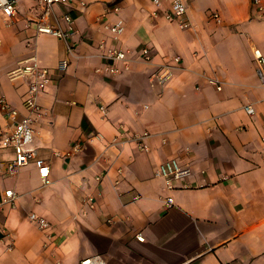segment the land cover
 I'll use <instances>...</instances> for the list:
<instances>
[{"label":"crops","instance_id":"1","mask_svg":"<svg viewBox=\"0 0 264 264\" xmlns=\"http://www.w3.org/2000/svg\"><path fill=\"white\" fill-rule=\"evenodd\" d=\"M85 1L49 17L55 25H65L64 12L74 17L68 39L38 31L37 0H17L13 15L0 9L1 91L20 116L31 75L9 72L32 56L51 71L34 139L51 182L33 161L4 172L14 150L0 143V264H80L92 254L108 264H264V82L254 57L264 53V11L253 0H184L182 26L165 16L172 0ZM120 17L116 36L105 23ZM102 44L134 52L130 68L98 71ZM144 45L151 60L139 57ZM167 61L174 74L162 84L152 72ZM11 123L0 108V126ZM135 133H148V150ZM175 156L192 174L168 190L156 168ZM6 188L17 195L1 203ZM32 211L50 227L32 222Z\"/></svg>","mask_w":264,"mask_h":264},{"label":"built area","instance_id":"2","mask_svg":"<svg viewBox=\"0 0 264 264\" xmlns=\"http://www.w3.org/2000/svg\"><path fill=\"white\" fill-rule=\"evenodd\" d=\"M159 3L160 0H154ZM82 5L86 4L85 0H37V14L35 18L32 19L35 22L38 31L49 32L60 38L68 39L77 31V24L74 17L69 12H64L62 18L65 21V25H55L49 21V17L53 14L55 7L58 5ZM253 4L257 11H264V0H253ZM120 5L118 3L113 4V9L118 10ZM0 9L7 15H13L17 12L18 3L17 0H0ZM165 16L169 20H176L182 26H188L190 24L188 16V6L184 0H172L170 6L165 11ZM211 19L216 21H221V13L217 9H211L209 12ZM106 27H109L116 36L120 35L125 28V21L123 18H117L112 23H105ZM105 49L102 52L105 58L104 64L97 67L98 71L105 72L108 74H116L127 70L130 68L131 60L134 57V52L130 49L119 47V46H106L102 44ZM69 52H73L72 45L69 44ZM139 57L143 60H151L153 57L152 50L150 46L144 45L139 50ZM254 57L257 66V73L260 79L264 82V53L261 49L255 48ZM181 56L176 54L171 60L179 62ZM68 64L67 59H63L60 66L65 68ZM175 66L167 61L161 63L153 72L152 76L159 83L168 82L174 74ZM22 74L31 75V79L24 95L23 104L27 112L20 116L18 108L12 106L7 100L5 95L1 91L0 83V108L11 120V127L5 129L0 126V143L4 147H12L14 150V155L12 158L7 160L4 172L9 175L16 174L19 169L33 161L39 170L40 177L43 184H49L51 182L50 178V162L39 155L38 147L34 143L35 139V124L42 115V108L39 104L38 98L40 91L45 88V86L51 80V71L49 67L42 66L36 56H32L25 60L23 65L15 68L9 72L11 78H15ZM212 82L217 83V78H211ZM218 87H221L218 85ZM103 111L106 110L105 106H101ZM245 109L249 113H253L255 108L252 104H246ZM148 133L143 135L133 134V138L139 139V147L143 150L149 149V144L145 141L144 137ZM262 140L264 141V134L262 135ZM79 143L76 142L73 145V149H78ZM0 167V176H1ZM156 174L161 176L164 180V186L168 190H173L178 186H187V179L192 174V169L189 165L182 163L179 157H170L165 161L161 162L156 168ZM100 177V176H99ZM17 195L14 188H6L1 199V203L12 202ZM139 194H136L134 198H138ZM92 200V196L88 197ZM93 204V202H91ZM165 204L171 206L174 204L173 195L166 196ZM29 218L41 229H47L50 227V220L35 211L29 213ZM139 239L144 237L140 234L137 235ZM11 245V244H10ZM80 264H108L106 259L101 254H92L84 256L80 260Z\"/></svg>","mask_w":264,"mask_h":264}]
</instances>
